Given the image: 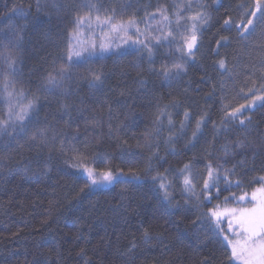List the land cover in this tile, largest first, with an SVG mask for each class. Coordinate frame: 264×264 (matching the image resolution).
I'll list each match as a JSON object with an SVG mask.
<instances>
[{
    "label": "trees",
    "instance_id": "16d2710c",
    "mask_svg": "<svg viewBox=\"0 0 264 264\" xmlns=\"http://www.w3.org/2000/svg\"><path fill=\"white\" fill-rule=\"evenodd\" d=\"M260 1L0 0V121L9 120L6 79L15 111L29 100L36 108L23 131L13 117L0 133V264H235L224 240L229 222L220 232L206 213L250 204L264 183V104L233 117L235 91L224 85L237 66L246 85L264 56V42L259 51L243 47L241 23L252 19L253 36H264ZM197 13L206 20L189 55L182 37ZM97 15L135 26L112 32ZM70 44L85 49L71 62ZM61 67L62 88L47 91ZM208 165L219 179L205 190ZM86 168L121 180L89 187ZM190 169L195 178L202 172L191 187Z\"/></svg>",
    "mask_w": 264,
    "mask_h": 264
},
{
    "label": "snow or ice",
    "instance_id": "6c2138e0",
    "mask_svg": "<svg viewBox=\"0 0 264 264\" xmlns=\"http://www.w3.org/2000/svg\"><path fill=\"white\" fill-rule=\"evenodd\" d=\"M85 7H88L90 10L96 8V5H85ZM191 7V5H189ZM261 6L259 3L257 4V11H259ZM15 11V9H13ZM22 11V10H21ZM114 11V10H113ZM251 16L255 17L256 12H251ZM261 15H264V12H261ZM178 19H179V13H177ZM163 19L167 20L168 18L166 16L163 17ZM192 20L190 35L187 37H182L183 41V48L187 50V53L189 55L192 54V50L196 47L197 43V34H196V26L197 23H202L206 20V17L203 13H197L196 15L192 16L190 18ZM92 20V17L89 14H86L85 17H77L76 23L77 27L84 24L86 21L90 22ZM95 20L98 24H103L105 27H107L112 32H127L129 28H133L135 26V21L133 19H129L126 22H116L114 21L113 16H105L103 20H101V17L97 15L95 17ZM227 24L228 21H225ZM245 25L243 31L248 32L249 26L254 30L255 25L253 24L252 19H248L246 22H241ZM138 31V29H137ZM168 36H171L172 33L168 32ZM75 39V37H73ZM166 38V37H165ZM159 39V38H154ZM139 43L144 44L143 41H139ZM95 47L94 45L90 46ZM107 45H101V51L105 50ZM145 49H147L149 56H151V48L148 47L147 44H144ZM73 46L69 45V54H68V61H72V56L75 55L78 59L81 58L82 52L85 51L83 48H78L73 52ZM95 55L94 52L88 51V58ZM8 68L12 70L14 73L16 71L14 65L16 63V60L12 57L11 54L4 57ZM221 66L223 67V62L221 61ZM173 69H175L176 74H179L180 72L184 71L183 65L181 64H174ZM170 70L164 71L165 77L168 76V72ZM68 74L67 69L64 67H61L55 75L49 74L46 82V90L49 92H55L62 88L64 77ZM98 83H102L101 76L99 74L93 75V81L92 86H97ZM10 82L5 80L4 83V91L6 93L5 95V101L9 104V120H3L0 121V133H7L9 128L12 127V125L9 123V121L12 120L13 117H15V121L21 122L20 127L21 131L24 129L23 121L26 119H30V114L32 112L36 111L35 108V100H29L26 104H22L19 111H15L12 105V100L17 99L16 96H14V88L13 91H9ZM251 92V98L249 99L248 104H241L238 108L233 109L232 113L229 115L233 117H237V114H242V110L249 108L251 106L255 105L256 101H261L262 104H264V95H258L256 92H253L251 89H249ZM247 98V97H246ZM19 103V101H18ZM241 124H243V121H240ZM15 129L13 128V131ZM39 134L41 138H43L45 134V130L40 129ZM37 137L36 135H33L31 139L35 140ZM185 169L188 168V165L184 166ZM85 171L87 172V178L89 180V187L94 186L98 183H108L112 184L114 182H117L121 180V175L119 173L114 174L111 170L104 171V172H97L94 169L86 168ZM208 179L204 181L203 187L205 190L209 188V182L211 181L213 186L215 185L216 181L219 179V176H214V170L212 169L211 165H208ZM225 178H227V172L224 173ZM261 182H264V177H261ZM123 182V181H121ZM184 184L186 186L191 187V180H189L187 177L184 179ZM161 187L163 188L164 185L161 184ZM165 195L167 196V192H165ZM247 196V193L239 197V200H244ZM251 199L253 201H256V204L254 207L250 209H230L228 210L227 214L231 215L235 227L237 231H234L232 233V238L229 239L227 235L224 236V240L227 241V244L230 245L231 251L229 255L230 261L240 260L243 262V264H264V183H262V186L255 189L251 193ZM226 213L220 212L217 210H210L209 213H206L210 217V219H214L216 222V228L219 229L220 232H223L224 229L219 228V225L221 223V216L225 215ZM229 229L233 228V223L229 222L228 225Z\"/></svg>",
    "mask_w": 264,
    "mask_h": 264
},
{
    "label": "rangeland",
    "instance_id": "374dc122",
    "mask_svg": "<svg viewBox=\"0 0 264 264\" xmlns=\"http://www.w3.org/2000/svg\"><path fill=\"white\" fill-rule=\"evenodd\" d=\"M259 3V2H258ZM259 5L261 6V8H263V12H264V0H261ZM257 21H255L254 23L256 24ZM251 27V26H249ZM255 33V29H251L248 32H246L245 36V41L243 43V47L245 48H256L255 50L259 51L260 47H257L259 44H262L264 42V36H253V34ZM260 41V43L258 45L257 42ZM258 59L255 62V64L253 65V67L249 70L251 72V75H253V79L247 80L246 83H244V81L242 80V78H238L241 79V84H246V85H239V82H237V67L234 68V70H228L227 71V75H225V82L224 85L226 83H231V87L232 89L235 91L234 97L229 100V103L227 104V108L229 110H233V107H239L241 104H248L249 99L251 98V92L249 91V89H251L253 92H256L258 95H264V56H257ZM240 86V87H239ZM224 91H225V87H224ZM247 97V98H246ZM256 103V102H255ZM252 107V106H251ZM245 110V109H244ZM197 174H199L197 176V178H195V172L193 170H188L186 177L191 180V186L194 185V183H198L199 181L202 182V176L199 169L196 170ZM83 174L87 177V172L84 171ZM97 185L99 186H107L109 185L108 183H98ZM247 200V201H246ZM246 200H242L243 202H250V204H243V205H238V206H231L227 209H222L219 210L220 212H224L226 213L225 215L221 216V220H226L227 222H232L233 223V228L229 229L228 227V234L227 236L229 237V239L232 238V233L234 231H237L236 227H235V223L234 220L232 218L231 215L227 214L228 210L230 209H250L252 207L255 206L256 201H253L251 199V196L248 197ZM225 236V235H224ZM227 242V241H226ZM230 247V245H229ZM231 249V247H230ZM235 264H243L242 261L240 260H235L234 261Z\"/></svg>",
    "mask_w": 264,
    "mask_h": 264
}]
</instances>
